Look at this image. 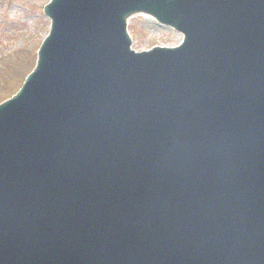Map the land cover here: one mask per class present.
Instances as JSON below:
<instances>
[{
	"label": "water",
	"instance_id": "95a60500",
	"mask_svg": "<svg viewBox=\"0 0 264 264\" xmlns=\"http://www.w3.org/2000/svg\"><path fill=\"white\" fill-rule=\"evenodd\" d=\"M0 102V264H264V0H47ZM183 34L132 48L131 17Z\"/></svg>",
	"mask_w": 264,
	"mask_h": 264
},
{
	"label": "rangeland",
	"instance_id": "374dc122",
	"mask_svg": "<svg viewBox=\"0 0 264 264\" xmlns=\"http://www.w3.org/2000/svg\"><path fill=\"white\" fill-rule=\"evenodd\" d=\"M47 0H0V100L17 90L34 62L35 52L48 31L49 20L41 13ZM133 47L177 45L182 34L150 15L129 20Z\"/></svg>",
	"mask_w": 264,
	"mask_h": 264
}]
</instances>
